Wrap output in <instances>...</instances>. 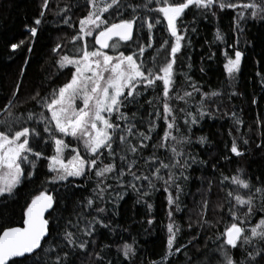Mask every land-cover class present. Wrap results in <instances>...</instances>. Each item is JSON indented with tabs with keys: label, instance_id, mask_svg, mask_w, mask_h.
<instances>
[{
	"label": "trees",
	"instance_id": "1",
	"mask_svg": "<svg viewBox=\"0 0 264 264\" xmlns=\"http://www.w3.org/2000/svg\"><path fill=\"white\" fill-rule=\"evenodd\" d=\"M43 2L0 0V121L9 119L18 121L14 125L16 128H34L40 136L30 138V146L34 151L42 153L40 158L28 154L29 161L35 167L25 162L22 165L25 178L21 184L6 200L0 198V230L22 226L26 206L35 196L47 192L53 196L55 203L47 214L51 238L46 237L47 243H43L45 254L41 259L44 264H54L57 256L63 257L65 252L68 253L67 264H161L168 251L167 225L170 222L179 226L180 231L166 264H208L207 257L214 254L226 227L233 222L229 214L227 193L239 192L246 198L249 192L231 183V178L237 176L248 181L253 191L255 188H264V20L252 19L247 13L245 19L239 20V9L220 11L214 7L208 11L191 7L177 21L180 34L185 35V39L181 51L177 53L175 85L170 95L175 96L177 91L183 95L187 91L192 96L185 97L187 103L179 99L170 102L179 129L173 130V135L186 140L190 137V142L178 145L185 153L180 157L181 163L189 161V167L183 170L188 179L181 177L177 181L182 189L179 200L182 210L176 212L175 205H172L173 216L170 220L168 193L164 191L162 181H154L155 189H149L147 181H135L140 189L137 192L128 187L131 176L123 177L120 181L124 185L122 188L115 178L117 173L113 172L108 174L106 181H100V187L106 189L102 199L94 191H98L96 169H89L84 177H72L58 183L49 182L54 173L48 169V158L54 155L55 145L49 134L43 131V123H37L35 119L29 121L27 118L30 113L35 116L40 112L50 117V113L37 101L70 80L74 68H60L58 61L62 55L77 54L75 52L80 41H72L79 33V21L87 16L91 5L88 0H49L48 8L44 9ZM122 2L134 6L147 4V0ZM234 2L247 3L250 0ZM255 2L264 6V0ZM149 7L155 8L158 5L152 0ZM42 11L44 15L41 17ZM111 11L105 14L110 22H119L131 15L130 8L114 16ZM137 14L161 18L160 14L148 12L146 8ZM36 19H41L40 25L34 23ZM165 24L161 18V24L156 25L151 33L146 26L137 27L133 32V40L120 42L116 52L125 55L138 53V41L147 49L144 60L150 63L149 54L155 56L163 40H168L170 45L174 43V38L164 30ZM33 27L37 28L35 37L30 33ZM218 31L223 41L216 39ZM149 35L153 38L151 48L147 47ZM88 40L90 46H93L94 40ZM21 41V47L13 51L11 45ZM58 45L61 47L56 52L54 49ZM236 50L242 51L244 56L240 72L229 80L224 67L227 62L225 52L228 58H234ZM103 51L111 52V48ZM167 51L162 49L161 56ZM191 85H195L199 92L194 91ZM212 92L220 95L211 96ZM203 94H209V97L201 104ZM162 103V82L157 81L153 88L144 89L141 86L137 90L135 102L121 109L127 114L128 122L135 124V130L151 137L144 141L147 147L139 148L135 156L128 154V160L137 161L132 168L137 175H151L150 169L154 167L151 160L154 156L165 163L169 162L170 152L159 146L167 130L164 120L157 117V113L163 116ZM201 108L208 115L200 117ZM193 116L197 117L196 124L191 123ZM185 120L189 123L185 124ZM113 121L121 128L127 126L125 121L115 117ZM153 123L155 128L148 131ZM0 130H3V125H0ZM55 135L61 138L62 134ZM202 137L203 143L200 142ZM66 140L76 144L82 156L91 159L84 152L82 144L78 145L71 137H66ZM129 140L132 144L139 143L134 136L129 137ZM234 142L243 155L237 156L231 151ZM172 143L168 141L169 145ZM113 148L117 153L115 163L118 172L121 170L119 155L122 153L116 144H113ZM99 159L103 164L111 162L106 153ZM146 159L148 163H145ZM102 166L98 164V167ZM123 170L127 173V167ZM173 171L180 176L179 167ZM161 175L167 179L166 170L162 169ZM145 190L149 193L146 196L142 195ZM169 191L175 198L177 189L171 187ZM89 199L94 200L91 208L87 207ZM205 202L206 209L202 207ZM232 206L240 220L246 221L243 225L245 227L251 228L264 218V197L259 194L253 198L250 216H245L246 206H236L234 200ZM99 208H103L104 212H98ZM81 214V228L84 227L85 218L89 221L100 219L107 227L96 224L92 236L78 235V241H87L88 247L87 250H73L61 241V236L65 224L68 221L76 222ZM205 220L207 223H204ZM126 243L135 249V256L130 261L124 258L121 250ZM49 247L54 251L47 252ZM176 248L180 251L177 252ZM262 250L264 242L254 240L251 245L240 246L238 250L230 249V252L243 264H249L251 257L248 254L251 253L259 261L257 252L264 254ZM27 264H32L31 260ZM251 264H255V261H251Z\"/></svg>",
	"mask_w": 264,
	"mask_h": 264
},
{
	"label": "snow or ice",
	"instance_id": "2",
	"mask_svg": "<svg viewBox=\"0 0 264 264\" xmlns=\"http://www.w3.org/2000/svg\"><path fill=\"white\" fill-rule=\"evenodd\" d=\"M91 5V10L87 16L79 21V33L73 38V43L76 41H83V45L75 56L62 55L58 61L60 68H67L71 66L74 71L71 73L70 80L58 89H54L48 96L42 97L38 104L45 108L50 117L46 116L44 112H40L35 116L30 113L28 120H36L37 123H43L45 127L44 132H47L55 145V153L50 158L48 169L54 173V176L49 181L50 183H58L67 181L69 177H84L87 175L89 169H96L95 176L98 177L96 195L101 199L102 193L106 190L100 187V181H106L108 174L116 172V179L119 187H124L122 181L125 175L131 176L128 187L134 191L139 192L135 181H147L149 189H155L154 181H162L164 191L168 193L169 212L168 216L171 220L173 216L172 205H175L174 211L179 212L182 209L179 206L181 186L177 181L182 177L187 180L188 177L184 175L185 169L189 167V161L184 160L181 163L180 157L185 153L178 145L190 142V137L186 140L178 138L173 135V130L178 131L176 124V116L174 109L170 102L173 99L185 100V97H191L192 93L185 91L180 95L177 91L175 96H171L175 85V72L174 66L176 64L177 53L181 51L182 41L185 35L180 34V28L177 21L185 14L186 10L195 7L201 10L211 11L214 7L220 11L225 9L237 10V17L239 20L245 19L247 13L250 18H259L264 20V6L257 4L255 0H250L247 3H238L234 0H155L158 7L151 8L152 0H147V4L133 5L131 3H123L122 0H88ZM49 0H44L42 7L47 9ZM131 9L129 18L121 19L119 22H110L105 18L106 13L116 15L117 13ZM147 9L148 12H156L166 24L164 30L171 38H174V43L169 44L168 40H163L160 47L156 50V55L152 56L151 62L148 63L144 60L146 48L141 46L137 41L139 52H134L131 55H125L120 52L118 55H109L104 49L112 48L117 50L120 42H128L133 40V32L137 27H147L149 33L153 28L161 24V18H152L138 15L137 13L142 9ZM41 17L44 15L42 11ZM68 21L66 20L65 23ZM36 25L41 24V19H36ZM186 31V30H185ZM242 31V30H241ZM32 37L37 35V28L30 29ZM95 35V44L99 45L98 49L89 50L87 38ZM216 39L223 41V36L217 32ZM148 48L152 47V36H148ZM110 41H115L110 44ZM23 41L19 44L13 43L12 50L16 51L21 47ZM58 45L54 51L59 52ZM168 49L167 53L161 56V50ZM31 51V49H29ZM244 53L242 51H234V58H228V53L225 52L227 62L224 65L229 80L233 79L235 74L240 72L241 63ZM157 81L162 82V110L163 116L157 113L158 118H162L166 124V131L161 138L160 147L167 148L170 152L169 162L165 163L164 160H159L155 156L152 158L151 163L154 165L150 169L151 175H137L132 171L136 166L135 159L128 160V154L135 156L139 148L147 147L144 143L150 140L149 135L139 132L135 124L129 123L126 113L121 111L127 104L134 103L136 100L137 90L153 88L156 86ZM194 91L199 92L195 85H191ZM39 95V93H37ZM211 96H218L220 93L212 92ZM209 94H203L201 104L208 99ZM35 99V97H33ZM82 102V106H77V101ZM150 103V102H149ZM185 103L187 101L185 100ZM11 101H9V106ZM7 111V108H5ZM183 112L184 109H179ZM191 115V113H188ZM208 115L207 112L201 111L200 117ZM11 117V113H9ZM125 121L126 127L121 126L113 121V118ZM18 121H11L5 119L0 121L3 125V130H0V198L5 200L14 194L15 189L21 184L25 178V170L23 164L29 162V155L40 158L42 153L34 151L30 146V138L39 137L40 133L35 131L34 128L22 126L19 128L14 127ZM185 124L189 121L185 120ZM192 124L197 123V117L193 116ZM148 131H152L155 128ZM56 133H60L61 138L56 137ZM135 137L139 143L132 144L129 137ZM63 137H71L77 142L78 145L82 144L84 152L91 157V159L82 156L79 148H71L70 159L65 162V152L70 148V144L65 142ZM168 141H172L171 145ZM201 143L204 138H201ZM247 143V141H245ZM116 144L120 149L121 155V170L117 172L116 168V150L113 148ZM231 151L237 155H243L235 144ZM111 158V162L103 164L99 158L104 156ZM127 161L125 164L124 162ZM149 161L146 159L145 163ZM98 164L103 165L98 167ZM32 167L35 164L32 163ZM127 167V173L123 170ZM180 176H177L173 169L178 168ZM166 170L167 179L161 175V170ZM227 180L228 178L225 177ZM231 183L240 188L249 190L246 194L241 195L239 192L235 194L231 191L227 193L229 197V214L233 220L230 226L226 227L221 237V243L214 250L212 256L207 257L208 264H243L238 258H234L230 249H239L240 246L251 245L254 240L264 242V218H261L257 224L251 228L245 227L246 221L240 220L237 213L233 210L232 201H235L236 206H246L247 212L245 216H250L252 213V203L255 195L259 194L264 197V188H255L246 180L234 176L231 178ZM111 187V185H107ZM175 187L177 193L175 198L169 189ZM148 190H145L142 195H148ZM55 201L52 195L47 192H41L31 200V203L26 206L24 212V219L20 227H7L0 230V264H27L31 260L32 264H44L41 259L45 254L43 243H47L46 237L51 238L49 231V220L45 218V213L53 209ZM94 200L87 201V207L91 208ZM149 207H151L149 205ZM202 207L207 208V202ZM98 212H104L103 208L97 209ZM83 214L77 217L76 222L68 221L65 224L61 241L70 246L73 250L79 248L80 250H87V241H78V235L92 236L95 231L96 224L102 227H107L102 220L93 218V220L84 219V227H80V221ZM56 222V221H54ZM58 223V222H57ZM151 223V221H149ZM207 223V220L204 221ZM75 229V231L71 230ZM169 233L168 251L165 257L162 258L161 264H166L167 259L172 255L173 244L176 239L177 233L180 231L179 226L174 222L167 225ZM43 242V243H42ZM59 247V245H57ZM123 256L126 260H131L135 256V249L130 244L122 246ZM177 252L179 248L175 249ZM54 249L49 247L47 252H53ZM264 251V250H262ZM251 261L255 264H262L264 262V254L261 251L257 252L260 260L256 261L251 253L248 254ZM19 258V259H16ZM102 259V257H98ZM68 253L65 252L63 257L57 256L54 264H67ZM249 261V264H251Z\"/></svg>",
	"mask_w": 264,
	"mask_h": 264
},
{
	"label": "rangeland",
	"instance_id": "3",
	"mask_svg": "<svg viewBox=\"0 0 264 264\" xmlns=\"http://www.w3.org/2000/svg\"><path fill=\"white\" fill-rule=\"evenodd\" d=\"M95 35H96V33H94L93 36L88 37V38H91V39H93V40L95 41ZM88 38H87L88 49H89V50H95V49H98V48H99L98 45L95 44V46H94V43H95V42L93 43V46H90V43H91V42L88 40ZM82 45H83V41H80L79 44H78V47H79V48L76 49L75 54L79 52V50H80V48L82 47ZM77 50H78V51H77ZM105 52H107V51H105ZM107 54H109V55H114V56H115V55H118V53L116 52V50H114V49H112V48H111V52H107ZM77 106H78V107H79V106H82V102L78 100V101H77ZM63 138L65 139V142H66V143H69V144H70V148H69L68 150H66V152H65V162H67V160L70 159L71 148H73V147H77V148H78V146H77L76 144H74V143L72 144L71 142L67 141V140H66V137H63ZM69 178H72V177H69ZM69 178H68V179H69Z\"/></svg>",
	"mask_w": 264,
	"mask_h": 264
},
{
	"label": "water",
	"instance_id": "4",
	"mask_svg": "<svg viewBox=\"0 0 264 264\" xmlns=\"http://www.w3.org/2000/svg\"><path fill=\"white\" fill-rule=\"evenodd\" d=\"M112 41H110V43H111ZM98 47H99V45H98ZM51 210V209H50ZM50 210H49V212H50ZM49 212H46L45 213V218L47 219V214L49 213ZM18 227H20V226H18ZM43 243V242H42ZM17 259V258H16Z\"/></svg>",
	"mask_w": 264,
	"mask_h": 264
}]
</instances>
